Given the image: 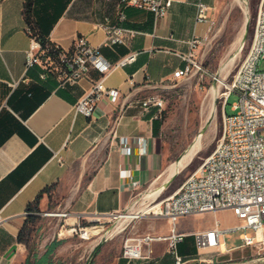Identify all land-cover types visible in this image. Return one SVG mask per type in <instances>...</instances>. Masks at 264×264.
Instances as JSON below:
<instances>
[{"label":"crops","instance_id":"obj_1","mask_svg":"<svg viewBox=\"0 0 264 264\" xmlns=\"http://www.w3.org/2000/svg\"><path fill=\"white\" fill-rule=\"evenodd\" d=\"M222 1L205 0L210 20L198 21L196 0H172L167 14L154 23L150 11L132 6L124 8L121 20L119 0H34L40 31L63 50L83 35L113 65L135 55L104 79L106 87L119 90L117 101L103 96L89 117L75 112L73 105L101 74L90 68L78 82L62 85L59 72L45 61L27 66L30 35L24 0H0V264H205L188 234L213 222L189 230L182 217L177 220V231L187 233L176 245L180 261L169 240L143 243V259L117 253L125 237L169 235L172 223L166 217L140 216L123 233L93 239L74 234L72 226L134 208V201L175 173L169 177L173 162L163 148L160 111L143 101L161 96L182 79L174 71L188 64L191 52L195 60L202 57L203 42L221 50L242 45L246 29L239 41L232 31L228 37L224 27H213L212 10ZM104 25H121L132 33L124 43L105 45ZM215 60L220 65L224 55ZM45 187L50 189L43 191ZM39 193L41 217L26 245L18 234L27 204ZM61 211L67 215H58ZM54 216L63 222L52 220ZM234 220L240 222L236 216Z\"/></svg>","mask_w":264,"mask_h":264},{"label":"built area","instance_id":"obj_2","mask_svg":"<svg viewBox=\"0 0 264 264\" xmlns=\"http://www.w3.org/2000/svg\"><path fill=\"white\" fill-rule=\"evenodd\" d=\"M172 0H119L120 19L126 18L124 8L128 6L145 9L152 13L154 23L169 11ZM197 20L209 21V5L205 0H196ZM106 30L105 45L124 43L132 30L121 25H104ZM30 46L26 51V65L41 63L52 65L61 77V84H74L87 76L90 68L96 69L100 78L73 105L75 112L91 117L103 96L116 102L120 92L109 88L104 79L117 66L125 65L134 59V54L121 58L116 65L111 64L101 53L100 48L91 45L85 36L78 35V53L60 49L57 60L44 57L37 35L27 25ZM197 41V40H196ZM196 41L193 42L195 46ZM59 48L55 44V49ZM264 4L256 11L253 34L248 51L232 79L222 82L224 90L219 94L223 99L222 134L214 149L206 156L195 172L191 173L182 184L169 196L154 205H147L148 214L166 217L172 223L169 235H143L127 238L123 245V254L129 259H139L142 244L154 239L169 240L177 261L181 257L176 253L177 243L187 233L176 229L179 218L206 212L229 210L240 222L223 227L219 218H215L210 228L192 232L198 248L221 249L225 245L224 232L241 230L239 238L243 246H256L264 250ZM193 67L201 68L191 52L188 64L174 71L176 78L184 77ZM220 81L219 79H217ZM13 85L15 82L12 83ZM235 93L238 98L231 105L232 113H227L225 106L228 98ZM143 105L157 107L161 112L163 99L152 95L143 101ZM57 156V153H55ZM60 160V158H59ZM126 174V173H125ZM137 201H134V205ZM126 209L124 212H130ZM66 216V212H57ZM138 210L134 218L144 215ZM1 220V216H0ZM79 226V225H77ZM77 227H72L76 231ZM80 230L84 229L79 227Z\"/></svg>","mask_w":264,"mask_h":264},{"label":"rangeland","instance_id":"obj_3","mask_svg":"<svg viewBox=\"0 0 264 264\" xmlns=\"http://www.w3.org/2000/svg\"><path fill=\"white\" fill-rule=\"evenodd\" d=\"M259 1L262 0H223L216 9H213L212 13L216 15L213 22L214 29L217 30L220 27H224V33H227V36L230 37L231 35L229 36V33L232 31L236 39L240 36L245 17H247L246 31L243 35L241 47L238 50H221L217 44L203 42L199 53L203 52L204 55L196 58L201 68L193 67L188 75L179 81H175L171 88L161 93L163 99L161 112L163 113L166 138V144L163 148L168 150L173 163L178 161L194 144L197 146V151L189 163L181 168L170 182L167 184L159 183L157 185L160 186L163 184L164 187L156 196L149 190V192L145 193L144 198H140L134 204L135 207L130 212L138 210L143 212L148 208L147 205H154L171 195L191 173L198 170L206 156L214 149L222 134L223 99L219 96L224 90L222 82L232 79V75L236 72L248 51L257 11L256 4ZM245 8L248 11L247 16L245 14ZM221 54L224 55V60L219 65L215 58ZM263 66L264 63L261 64V68ZM48 67L52 71H55L52 66L48 65ZM213 87L217 88V94L213 99L214 108L211 110ZM237 98L238 96L235 93L230 95L225 106L227 113L233 112L231 111V105ZM164 178L165 175L163 176ZM151 216L154 215L148 214V212L142 215V217ZM54 217L52 220L58 223L63 222L60 219L63 217ZM182 218L189 230L196 229L199 226L206 227L215 218L220 219L223 227L232 225L235 222L234 216L229 210L192 214ZM134 219L137 218L133 217L128 221H124L120 217V214H114L109 218H99V220L91 222H82L79 226L76 225L77 229L73 233L83 238L92 235V239L106 233L117 235L123 233L124 227ZM38 222H36L35 229L32 231V239L36 233ZM79 227H83L84 229L80 230ZM240 232L241 230L225 231L223 238L227 246H224V248L221 247L218 250L214 248H202L201 255L206 259L204 263L264 264V250L256 246H243L239 239ZM188 236H193V234L190 233ZM126 239V237L123 238L121 247L117 249V253L123 256V245Z\"/></svg>","mask_w":264,"mask_h":264},{"label":"trees","instance_id":"obj_4","mask_svg":"<svg viewBox=\"0 0 264 264\" xmlns=\"http://www.w3.org/2000/svg\"><path fill=\"white\" fill-rule=\"evenodd\" d=\"M33 2L34 0H24L23 2V15L25 18V21L27 25H29L32 29V31L37 35L38 40L40 41L42 48L46 49V53L44 57H50L52 60H57L58 52L61 47L55 49V43L51 42L47 34H44L43 32L40 31L39 26L33 17ZM161 114V120H163V113L160 112ZM50 187H45L44 190H48ZM39 198H40V193L35 197V199L31 202H29L26 206V217L23 222V225L20 229V232L18 234V240L20 242L25 243L28 245L32 241V231L35 229V224L36 222L39 221L40 219V214L39 212L40 207H39Z\"/></svg>","mask_w":264,"mask_h":264},{"label":"bare ground","instance_id":"obj_5","mask_svg":"<svg viewBox=\"0 0 264 264\" xmlns=\"http://www.w3.org/2000/svg\"><path fill=\"white\" fill-rule=\"evenodd\" d=\"M245 3V2H244ZM247 8H245V14H246V16H247ZM246 24H247V17H245V20H244V25H243V29H242V31H241V34H240V36H239V41H241V37H242V35H243V33H244V30L246 29L245 28V26H246ZM236 46V45H235ZM241 47V46H240ZM237 48V47H236ZM238 49H239V47H238ZM237 49V50H238ZM71 53H78V40H75V42H74V44H73V46H72V48H71ZM216 94H217V88L216 87H213L212 88V101H211V110H213V99L215 98V96H216ZM212 115V114H211ZM211 117V116H210ZM196 151H197V146L194 144V145H192L189 149H188V151L178 160V161H176L175 163H173V165L172 166H170V170H169V177L174 173V172H176V171H179L181 168H183V167H185L188 163H189V161L191 160V158L194 156V154L196 153ZM166 177V176H165ZM168 178V177H167ZM165 180V179H164ZM163 180V181H164ZM167 180V179H166ZM164 186H163V184H161L160 186H158V187H155V188H153V189H151V193L154 195V196H156L160 191H161V189L163 188ZM149 192V191H148ZM148 210H149V208H147L146 210H144L143 211V213H147L148 212ZM137 212L138 211H131V212H129V213H122V214H120V217H122L123 219H124V221H128V220H130L131 218H133V217H135L136 216V214H137ZM120 224V223H119ZM122 226V225H121ZM124 226V225H123ZM116 230H117V228H116ZM88 231H90V229H88ZM222 248H224V245H222L221 246ZM248 263H250V262H248Z\"/></svg>","mask_w":264,"mask_h":264},{"label":"water","instance_id":"obj_6","mask_svg":"<svg viewBox=\"0 0 264 264\" xmlns=\"http://www.w3.org/2000/svg\"><path fill=\"white\" fill-rule=\"evenodd\" d=\"M177 172V171H176ZM176 172L170 177V179H168L167 181H166V183H164V184H167L168 182H170L171 181V179L174 177V175L176 174Z\"/></svg>","mask_w":264,"mask_h":264}]
</instances>
